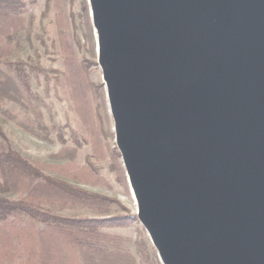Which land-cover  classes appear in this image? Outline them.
I'll use <instances>...</instances> for the list:
<instances>
[{
    "label": "water",
    "instance_id": "obj_1",
    "mask_svg": "<svg viewBox=\"0 0 264 264\" xmlns=\"http://www.w3.org/2000/svg\"><path fill=\"white\" fill-rule=\"evenodd\" d=\"M88 1L162 264H264V0Z\"/></svg>",
    "mask_w": 264,
    "mask_h": 264
},
{
    "label": "rangeland",
    "instance_id": "obj_2",
    "mask_svg": "<svg viewBox=\"0 0 264 264\" xmlns=\"http://www.w3.org/2000/svg\"><path fill=\"white\" fill-rule=\"evenodd\" d=\"M22 2L26 29L11 41L14 48L0 62V72L8 71V62L20 63L26 73L33 72V65L41 71L31 79L30 96L24 95L22 101L0 99V150L17 152L40 166L44 175L79 191L70 195L49 190L50 199L43 207L51 213L81 219L121 218V224L98 228L103 235L99 245L129 255L133 264H162L138 219L115 142L89 1ZM12 71L14 75V66ZM21 122L37 129L41 125L43 136L24 129ZM10 180L9 190L2 189L0 174V198L19 200L31 189L39 190V179L14 172ZM8 221L44 227L25 215H13ZM13 245L16 256L0 264H21V246L16 240ZM77 249L73 253L64 249L63 264H84Z\"/></svg>",
    "mask_w": 264,
    "mask_h": 264
},
{
    "label": "trees",
    "instance_id": "obj_3",
    "mask_svg": "<svg viewBox=\"0 0 264 264\" xmlns=\"http://www.w3.org/2000/svg\"><path fill=\"white\" fill-rule=\"evenodd\" d=\"M23 8L22 0H0V62L6 59L14 48L11 41L26 29ZM11 63L5 64L8 71L0 72V99L22 101L24 95H31V79L39 77L41 68L33 65L30 66V70L33 72L26 73L19 66L20 63ZM13 66L15 67L14 75L12 73ZM19 125L39 137L43 136L40 130L42 126L39 123L40 129L31 127L27 122H21ZM14 172L21 173L25 177L39 179V190L35 187L19 200L11 201L0 198V263L4 259L16 256L13 253L15 248L13 241L16 240L21 246V264H63L64 251L68 250L73 253V249L76 250V248L79 249L84 264H133L129 255L99 245L103 235L98 232V228L104 225L121 224L123 219L118 217L107 219L69 218L51 213L43 207L45 202L50 199L49 190L65 192L70 195L78 194L79 191L57 179L44 175L40 166L30 163L17 152L1 149L2 189L9 190L12 186L10 175ZM13 215L28 216L43 222L44 227L38 229L32 222L24 224L9 222V218Z\"/></svg>",
    "mask_w": 264,
    "mask_h": 264
},
{
    "label": "bare ground",
    "instance_id": "obj_4",
    "mask_svg": "<svg viewBox=\"0 0 264 264\" xmlns=\"http://www.w3.org/2000/svg\"><path fill=\"white\" fill-rule=\"evenodd\" d=\"M131 193H132V195H133V192H132V190H131ZM133 198H134V200H135V202H136V199H135L134 195H133ZM136 206H137V204H136Z\"/></svg>",
    "mask_w": 264,
    "mask_h": 264
}]
</instances>
